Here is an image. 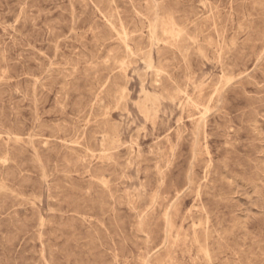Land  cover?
Returning a JSON list of instances; mask_svg holds the SVG:
<instances>
[{"label": "rangeland", "instance_id": "1", "mask_svg": "<svg viewBox=\"0 0 264 264\" xmlns=\"http://www.w3.org/2000/svg\"><path fill=\"white\" fill-rule=\"evenodd\" d=\"M0 264H264V0H0Z\"/></svg>", "mask_w": 264, "mask_h": 264}]
</instances>
